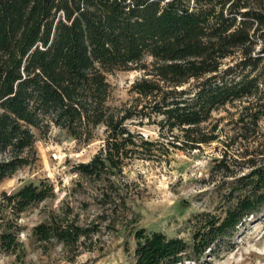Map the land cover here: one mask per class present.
<instances>
[{
    "label": "trees",
    "instance_id": "trees-1",
    "mask_svg": "<svg viewBox=\"0 0 264 264\" xmlns=\"http://www.w3.org/2000/svg\"><path fill=\"white\" fill-rule=\"evenodd\" d=\"M131 69L143 70L134 101L109 104L108 74ZM236 101L242 126L264 115V0H0V181L35 160L37 132L53 125L87 142L102 126V146L75 169L99 185L101 203L115 204L126 160L158 149L129 122L159 116L169 145L193 149L217 137L203 126L212 111ZM227 157L213 165L234 177L223 215H202L189 241L135 228L133 264L197 261L245 217L263 212V152L246 158L240 175L231 174ZM54 195L48 178L1 193V250L25 254L20 214ZM97 229L67 204L49 210L32 235L76 248Z\"/></svg>",
    "mask_w": 264,
    "mask_h": 264
},
{
    "label": "rangeland",
    "instance_id": "rangeland-1",
    "mask_svg": "<svg viewBox=\"0 0 264 264\" xmlns=\"http://www.w3.org/2000/svg\"><path fill=\"white\" fill-rule=\"evenodd\" d=\"M142 74L139 69L109 73V104L132 103L137 95L132 84ZM241 103H226L213 110L203 126L206 130L215 128L217 137L193 149L169 145L168 138L160 136L156 122L159 116L129 122L131 130L158 141L155 145L158 149L150 158L126 160L116 180L121 194L115 204L101 203L96 198L99 185L90 183L75 169L79 162L89 161L102 146L105 135L102 126L94 130V137L87 142L78 141L53 125L45 133L37 132L35 160L2 179L0 195L40 178L53 183L55 195L30 205L20 214L22 229L18 238L23 242L25 254L16 259L0 249V264H133V230L141 227L189 241L203 222L202 215L222 216L226 207L225 196L231 184L227 182L234 177L214 170L215 161L227 154L231 174L240 175L248 171L246 158L261 151L264 154V115L256 125L242 126ZM165 146H169L167 154L163 153ZM67 204L79 214L82 223L94 221L98 229L76 248L64 247L56 241H36L32 227L49 210ZM177 264H264V208L259 215L245 217L231 238L215 242L199 260L184 259Z\"/></svg>",
    "mask_w": 264,
    "mask_h": 264
}]
</instances>
